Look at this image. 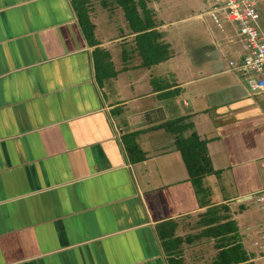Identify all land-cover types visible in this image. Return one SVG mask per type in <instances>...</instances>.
<instances>
[{
    "label": "crops",
    "instance_id": "0c3cea01",
    "mask_svg": "<svg viewBox=\"0 0 264 264\" xmlns=\"http://www.w3.org/2000/svg\"><path fill=\"white\" fill-rule=\"evenodd\" d=\"M114 4L0 0V264H206L201 243L214 238H186L212 205H225L254 254L262 215L247 196L264 185V89L228 67L237 35L224 44L192 33L147 66ZM96 46L110 54L108 78L95 74ZM179 117L207 142L214 171L199 192L165 127ZM134 131L140 160L126 147ZM175 236L185 237L180 254Z\"/></svg>",
    "mask_w": 264,
    "mask_h": 264
},
{
    "label": "trees",
    "instance_id": "16d2710c",
    "mask_svg": "<svg viewBox=\"0 0 264 264\" xmlns=\"http://www.w3.org/2000/svg\"><path fill=\"white\" fill-rule=\"evenodd\" d=\"M83 6L86 0H74ZM124 12L130 29L135 32V39L138 52L142 56V64L150 66L158 63L170 56V44L162 40L163 33L156 26L152 9L148 7L146 0H115ZM78 6L80 25L90 44L96 45L98 41L94 38V23L89 18L87 9ZM95 74L97 78H108L115 74L110 54L107 50L96 46L93 50ZM193 123L186 121L184 117L172 119L165 123V127L176 134L175 143L181 152L186 164L190 179L196 186L198 192L204 190L202 179L205 174L213 172V166L207 150V142L192 129L185 134L187 129L193 128ZM137 131L127 133L125 140L127 151L132 160L144 158V152L139 148L134 140ZM130 137V138H129ZM225 205H212L205 212L200 214L198 226L200 230L191 235V242L194 238L212 237L216 249L211 261L206 264H259L250 260V253L240 240L236 221L227 213H220V209ZM226 211V210H225ZM173 233L162 234L170 236ZM176 248L173 251L181 253L178 246L185 241V237L175 236ZM170 264H186L183 257L171 256Z\"/></svg>",
    "mask_w": 264,
    "mask_h": 264
},
{
    "label": "built area",
    "instance_id": "2783aa9c",
    "mask_svg": "<svg viewBox=\"0 0 264 264\" xmlns=\"http://www.w3.org/2000/svg\"><path fill=\"white\" fill-rule=\"evenodd\" d=\"M208 14L218 26L233 25L242 50L237 58L228 60V67L237 72L251 91L264 89V27L259 0H206ZM264 168V159L261 162ZM247 197L254 198L261 212V221L254 240V254L250 260L264 264V185Z\"/></svg>",
    "mask_w": 264,
    "mask_h": 264
},
{
    "label": "rangeland",
    "instance_id": "374dc122",
    "mask_svg": "<svg viewBox=\"0 0 264 264\" xmlns=\"http://www.w3.org/2000/svg\"><path fill=\"white\" fill-rule=\"evenodd\" d=\"M98 8L102 9V6L111 4L110 8L118 7L112 0H95ZM260 1V11L262 13V25L264 27V0ZM147 5L152 9L155 15L154 19L157 23H165L164 26L161 25L162 33L165 34V40L170 42L171 51L174 50H184L190 42H192L193 34L200 33L197 38L201 40H222L224 44L227 42L230 44L229 39H236V33L233 25L229 22H223L222 26L217 27L214 20L210 15L205 14L203 17H196L195 15L205 11L207 9L206 0H147ZM116 10L114 9L113 12ZM192 35V36H191ZM170 51V53H171ZM171 80L169 76H165L164 82ZM197 222L200 218V214L193 217ZM196 222L197 227L198 223ZM191 228H193L194 222H191ZM246 245L251 247L248 241ZM254 246V245H253ZM202 251L205 253L204 257L206 263L210 262V255L215 250L213 242L209 240L202 241L201 243ZM253 248V247H252Z\"/></svg>",
    "mask_w": 264,
    "mask_h": 264
}]
</instances>
